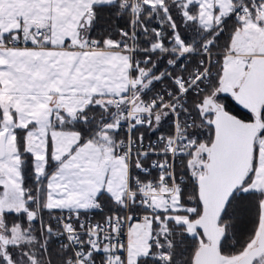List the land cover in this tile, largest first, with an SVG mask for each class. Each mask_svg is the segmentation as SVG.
Segmentation results:
<instances>
[{"label": "snow or ice", "instance_id": "1", "mask_svg": "<svg viewBox=\"0 0 264 264\" xmlns=\"http://www.w3.org/2000/svg\"><path fill=\"white\" fill-rule=\"evenodd\" d=\"M0 264H264V0H0Z\"/></svg>", "mask_w": 264, "mask_h": 264}]
</instances>
